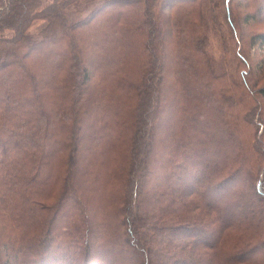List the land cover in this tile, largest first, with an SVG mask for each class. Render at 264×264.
<instances>
[{
  "label": "trees",
  "instance_id": "1",
  "mask_svg": "<svg viewBox=\"0 0 264 264\" xmlns=\"http://www.w3.org/2000/svg\"><path fill=\"white\" fill-rule=\"evenodd\" d=\"M83 1L0 0V264H264L256 98L206 68L207 1Z\"/></svg>",
  "mask_w": 264,
  "mask_h": 264
},
{
  "label": "rangeland",
  "instance_id": "2",
  "mask_svg": "<svg viewBox=\"0 0 264 264\" xmlns=\"http://www.w3.org/2000/svg\"><path fill=\"white\" fill-rule=\"evenodd\" d=\"M44 1L47 4L51 0ZM103 1L105 0L83 1L78 16L87 14L91 8ZM205 1L207 8H203L201 17L205 22L204 57L209 59L206 68L214 76L226 74L238 90L243 89L250 97L256 98V102L249 98L242 102L254 107L249 116L250 124L244 126V134L255 138L264 151V99L254 94V90L264 86V46L259 47L253 38L257 33H264V5L261 12L258 11V5L264 4V0H230L228 4L223 3V0H209L211 4L208 0H201ZM186 3L179 1L172 9L164 1L157 2L162 16L169 15V19L175 20L185 16L186 10L190 11ZM76 16L77 14L73 15ZM41 26L42 23L33 25L31 32L35 34ZM240 107L241 103L234 109V113L241 119L243 113L238 114Z\"/></svg>",
  "mask_w": 264,
  "mask_h": 264
}]
</instances>
